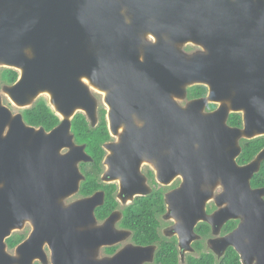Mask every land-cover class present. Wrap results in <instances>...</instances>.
<instances>
[{"label": "water", "instance_id": "1", "mask_svg": "<svg viewBox=\"0 0 264 264\" xmlns=\"http://www.w3.org/2000/svg\"><path fill=\"white\" fill-rule=\"evenodd\" d=\"M186 45L201 51L183 52ZM0 67L20 73L17 84L4 88L15 104L30 105L46 93L62 118L50 133L11 124L3 139L11 116L0 96V148L12 147L21 136L34 142V172L25 187L34 193L33 201L26 209L12 208L20 197L18 186L6 184L0 250L17 223L12 211H19L35 224L21 250L48 242L54 264L152 259L154 248H129L112 259L86 263L85 245L99 249L122 239L111 233L115 217L81 234L86 220L94 222L95 204L89 203L90 212L84 203L62 205L84 180L77 165L90 161L86 146L75 144L72 119L81 112L96 126L95 90L105 94L112 134L126 129L119 144L107 146L114 153L108 177L139 181V166L149 159L161 181L183 180L167 198L170 211L183 220L177 229L182 245L191 240L198 219L221 228L240 218L239 228L223 243L235 248L242 264H264V190L251 185L264 150L245 166L237 163L240 142L264 136V0H0ZM194 86L206 87L208 96L186 107L175 102L187 99L186 88ZM209 103L221 106L208 113ZM231 114L242 115V128L228 125ZM219 185L225 193L216 202L227 208L211 218L197 214L195 204L213 198ZM83 211L87 216L81 219ZM5 263L13 261L3 254L0 264Z\"/></svg>", "mask_w": 264, "mask_h": 264}, {"label": "flooded vegetation", "instance_id": "2", "mask_svg": "<svg viewBox=\"0 0 264 264\" xmlns=\"http://www.w3.org/2000/svg\"><path fill=\"white\" fill-rule=\"evenodd\" d=\"M188 52L191 54L192 49L187 48ZM15 71V70H14ZM17 72V71H16ZM19 77L15 80L13 79H3L0 78V86L1 88L6 86H14L20 81V73ZM95 94L101 95L97 91ZM208 96V94H207ZM206 96V97H207ZM205 97V98H206ZM188 100V99H187ZM195 100V99H194ZM2 105L10 111V118L11 122L6 125V129L3 134V139L8 137V134L11 130L12 126H16V128L20 127L22 124L25 128L40 130L43 127H35L33 125V117L30 115L33 108L38 104L40 101L46 102L47 106L55 113L56 116L60 118L62 121L61 116L53 109L51 104V99H43L38 97V99L33 102L32 104L26 106H19L15 104L8 95H4L1 97ZM189 101V100H188ZM193 100H190L191 102ZM176 102V101H175ZM98 103V102H97ZM177 103V102H176ZM178 104V103H177ZM213 107V108H212ZM218 109V104L209 103L207 105L206 111L213 112ZM106 112V122L107 128L110 135V140L102 145V151L104 153L103 160L100 163V166L95 165L96 161L92 153L87 150L86 153L89 156V162H82L77 165V168L80 174L84 177V180L80 184V188L78 192L72 196L66 197L64 208H69L78 203H84L85 209L87 212H90L93 205L89 204L93 202L95 204V208L92 209L94 222H86L79 227L78 232L81 234H89L94 230L103 228L106 222L112 217H115V221L113 223V228L111 233H118L120 234L119 241L113 243L112 245L102 246L101 248H92L90 245L86 246V263H90L94 261H103L112 259L115 256L121 254L125 250L129 248H154L153 257L151 260L144 262L142 264H169L167 261H160L157 260V254L160 252L164 245L166 246V251H171L172 253L175 252L177 256V264H189L192 260L201 259L202 256H209L213 257V259L221 263L230 250H234L236 253L237 251L233 246L227 247L223 240L233 234L241 225L242 220L239 219H231L224 223L221 228H215L210 222L205 221L204 219H198L197 223L193 230V235L191 240L187 243V245H182L181 238L179 236V232L177 231L178 227L183 224V220L177 216L176 213H172L170 211L169 203L167 201L168 196L172 193L179 190L180 186L183 183L182 178L179 176L174 177L170 183H165L159 179V173L157 170V166L148 161L149 159H144L139 166V181H137L136 176L129 178V176L122 179L121 177L115 179L108 177L111 172L110 167V159L113 158L114 153L111 150H107V146H114L119 144L120 141L116 140V136H114L110 130L109 121H108V114L109 108L105 104V99L103 105L97 106V123L94 128H97L100 124V115L101 112ZM83 114L81 112L77 113ZM18 117L22 118V121L18 119ZM75 118V117H74ZM72 119V122L74 120ZM243 127V126H242ZM233 128V127H232ZM121 130V129H120ZM120 130L118 134L120 133ZM124 129V132L125 133ZM46 133H50L49 131L45 130ZM28 137V136H27ZM259 138H264L259 137ZM243 141V140H242ZM242 141L240 142V147L242 148ZM6 143V142H4ZM75 144L77 145L76 141ZM78 146H86V145H79ZM34 142L33 140H24V137L21 136L19 140H17L13 146H10V143L4 144L0 148V201H5L4 194L6 195V184L9 182L12 186H18L15 191L19 198L16 199L15 205H12V208L15 209L21 208L26 209L29 208L27 205H31L33 198L29 195L34 194L31 190L25 189L26 185H29L30 173L31 176L34 172ZM264 148L258 153V155L254 158V161L258 158ZM243 152V148H242ZM68 150L65 149L62 151V154H67ZM27 156L24 157V156ZM242 155V153H241ZM240 155V157H241ZM239 157V158H240ZM237 159V163L239 166L242 165ZM31 159V161H30ZM33 160V164H32ZM109 162V163H108ZM249 164V163H248ZM264 162L261 164L260 171L262 169ZM254 175V178L257 174ZM99 176L98 183L103 187L99 190H96L92 194H85L82 190V184L85 180L96 174ZM118 172V171H117ZM117 174V173H116ZM120 176V175H119ZM253 180V179H252ZM255 182V181H254ZM8 185V184H7ZM253 188V187H252ZM254 191L264 190V186H258L256 183L254 184ZM4 191H6L4 193ZM4 193V194H3ZM27 193V196H26ZM225 193V189L219 185L217 186L212 194L214 195L213 198L209 200H205L203 205L201 203L199 205L195 204V208L197 209V214L202 213L204 217L211 218L214 217L216 214L221 212L223 209L227 208V204L224 203L222 206H218L216 202V197ZM3 196V197H2ZM264 201V195L262 197ZM101 201V203L99 202ZM129 201V202H128ZM88 202V204L86 203ZM176 202V201H174ZM174 202H171L172 204ZM23 204V205H22ZM115 204L116 207L113 209L111 214L105 218H100V211L104 208H109L111 205ZM25 205V206H24ZM114 206V205H113ZM174 206V205H173ZM1 207V206H0ZM4 207V206H3ZM178 206H176L177 208ZM185 206L181 204V210ZM31 208V207H30ZM106 208V209H107ZM175 208V207H174ZM127 211L130 214L136 215L139 212H150L153 211L155 215L157 226V233H158V240L156 243L151 245H143L137 242L135 237L134 229L137 226L135 220L133 218L131 221L127 220L126 214ZM19 212V211H18ZM12 211L13 220H17L16 226L10 230V233L4 239V251H1V255L4 254L5 257L12 260V264H54L53 262V250L50 247L48 242H45L42 246H38L36 249H23L21 250L26 243L30 241L34 232H35V224L33 218L26 216L24 214ZM4 216H7L5 214ZM87 216L84 211L79 214V217L83 219ZM170 216V218H169ZM176 220L173 221L172 218ZM93 219V218H92ZM125 221L127 223H125ZM178 221V222H177ZM169 223V224H168ZM216 226V225H215ZM172 227V229H169ZM90 240L89 237L86 241ZM92 240V239H91ZM113 239L111 238V241ZM142 240V238L140 239ZM101 250V257L94 258V254ZM238 254V253H237ZM0 255V256H1ZM240 261L241 257L238 254ZM44 259L46 262H44ZM8 264V263H5Z\"/></svg>", "mask_w": 264, "mask_h": 264}, {"label": "trees", "instance_id": "3", "mask_svg": "<svg viewBox=\"0 0 264 264\" xmlns=\"http://www.w3.org/2000/svg\"><path fill=\"white\" fill-rule=\"evenodd\" d=\"M19 77V74L10 69H6L2 72L0 78L13 79ZM208 94V89L204 86H194L188 89L187 99L196 100L205 98ZM213 108V107H212ZM30 115L33 117V125L35 127H43L45 130L51 132L61 124V120L55 113L47 106L46 102L40 101L33 108ZM228 125L233 128H242L243 120L241 114H231L228 120ZM72 134L75 136L77 145H86L87 150L93 154L97 166H100L103 160L104 153L102 151V145L110 140L109 131L106 122V112H101L100 124L97 128H94L86 118L84 114H78L75 116L72 122ZM243 152L239 161L242 165L251 163L258 153L264 148V138H256L254 140H243L242 141ZM100 175L98 172L88 177L82 184V190L85 194H92L96 190H99L103 186L98 183ZM255 181V182H254ZM258 186H264V164L259 174L253 178L251 185L254 188V184ZM114 205V206H113ZM109 208H104L100 211V218L103 220L107 218L116 205L113 204ZM127 220H135L137 226L134 229L135 237L138 243L143 245H151L157 242L158 233L155 215L153 211L150 212H139L137 215L130 214L127 211ZM125 223H127L125 221ZM142 238V240H140ZM164 245L160 252L157 254V260L167 261L169 264H177V256L171 251H166ZM189 264H242L238 254L234 250H230L226 258L221 262H216L213 257L202 256L201 259L192 260Z\"/></svg>", "mask_w": 264, "mask_h": 264}, {"label": "rangeland", "instance_id": "4", "mask_svg": "<svg viewBox=\"0 0 264 264\" xmlns=\"http://www.w3.org/2000/svg\"><path fill=\"white\" fill-rule=\"evenodd\" d=\"M154 41L153 39H151L150 38V40L148 39V41ZM187 48H191L192 49V52L193 53H195V52H199V51H201V49L199 48V47H196V46H193V45H186V46H184V47H182L181 48V50L183 51V52H186V53H189L188 52V50H187ZM4 70H6V68H3V67H0V77L2 76V72L4 71ZM4 88L5 87H3V88H1V86H0V96L1 97H4V95H7L5 92H4ZM189 89V87H187L186 88V91ZM95 90H93V94H94V97H95V99L97 100V102L99 103V105L101 106V105H103V102H104V99H105V94H103V93H101V92H98V93H100L101 95H98V94H95ZM40 98H43V99H51L50 98V95L49 94H41L40 96H39ZM36 101V100H35ZM35 101H33V102H35ZM175 101L180 105V106H182V107H186L187 105H188V103H189V101L187 100V99H185V100H180V99H178V98H175ZM32 102V103H33ZM30 106V105H29ZM221 105L219 104L218 105V108L220 107ZM123 132H124V129L122 128L121 130H120V133L116 136V140L117 141H119L120 140V136L123 134ZM129 202V201H128ZM65 200H62V205H65ZM169 218H170V216H169ZM173 219V221L174 220H176L174 217L172 218ZM178 222V221H177ZM169 224V223H168ZM169 229H172V227H170ZM101 255H102V253H101V250L100 251H98V252H96L95 254H94V258H100L101 257Z\"/></svg>", "mask_w": 264, "mask_h": 264}, {"label": "bare ground", "instance_id": "5", "mask_svg": "<svg viewBox=\"0 0 264 264\" xmlns=\"http://www.w3.org/2000/svg\"><path fill=\"white\" fill-rule=\"evenodd\" d=\"M85 84H87L88 85V81H86V80H84L83 81ZM53 109L55 110V108L53 107Z\"/></svg>", "mask_w": 264, "mask_h": 264}]
</instances>
